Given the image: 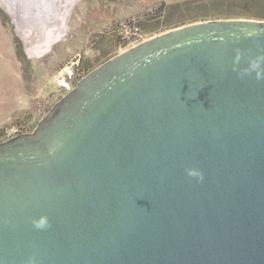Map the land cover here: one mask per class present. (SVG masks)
<instances>
[{
  "label": "water",
  "instance_id": "water-1",
  "mask_svg": "<svg viewBox=\"0 0 264 264\" xmlns=\"http://www.w3.org/2000/svg\"><path fill=\"white\" fill-rule=\"evenodd\" d=\"M12 1L44 46L65 0ZM0 264H264V21L154 36L1 142Z\"/></svg>",
  "mask_w": 264,
  "mask_h": 264
},
{
  "label": "rangeland",
  "instance_id": "rangeland-1",
  "mask_svg": "<svg viewBox=\"0 0 264 264\" xmlns=\"http://www.w3.org/2000/svg\"><path fill=\"white\" fill-rule=\"evenodd\" d=\"M81 1L87 0H65L58 33L36 51L28 50L24 45L29 32H19L15 20H0V143L7 141L3 139V134L11 129L21 128L32 133L39 121L66 94L55 81V74L78 67L84 77L105 61L127 50L120 48L116 34L106 31L109 24L97 30L88 29L87 37L79 36L83 31L81 29L88 27V19L93 16L108 19L107 16L112 14L109 8L99 13L93 9L82 10L79 7ZM70 9L82 26L75 39L81 41L83 46L69 54L53 71L44 74L39 71V67L50 59L61 41L70 36L64 32V18ZM149 10L154 11V14L147 15ZM119 11V7H116L115 13ZM133 16L142 18L140 26L150 39L178 27L205 21H264V0H168L166 4L157 2L153 6L144 7L141 12L129 13L124 18Z\"/></svg>",
  "mask_w": 264,
  "mask_h": 264
},
{
  "label": "crops",
  "instance_id": "crops-1",
  "mask_svg": "<svg viewBox=\"0 0 264 264\" xmlns=\"http://www.w3.org/2000/svg\"><path fill=\"white\" fill-rule=\"evenodd\" d=\"M80 8L84 9H93L99 13L104 9H110L112 14L107 16L108 19L101 16H93L94 18L88 19L86 23L88 27L85 29H81L82 26L79 25L77 19L73 15L72 9L68 12L67 16H65L64 20V32L68 33L70 36L68 39L61 41L58 48L54 51V54L51 55L50 59L43 63V66H40L39 71L44 74H48L49 71H53L58 65L62 64V62L66 59V57L79 50L80 47L83 46L82 42L76 40L78 37L79 30H83L79 36L87 37L88 29L97 30L102 28V26L106 24H110L112 21H118L124 18L129 13L135 14L144 10V7L153 6L157 2L167 3L168 0H87L81 1ZM116 7H119V12L115 13ZM84 8V9H83ZM42 67V68H41ZM34 70V69H33ZM38 72V69H37Z\"/></svg>",
  "mask_w": 264,
  "mask_h": 264
},
{
  "label": "built area",
  "instance_id": "built-area-1",
  "mask_svg": "<svg viewBox=\"0 0 264 264\" xmlns=\"http://www.w3.org/2000/svg\"><path fill=\"white\" fill-rule=\"evenodd\" d=\"M154 11H147V15H153ZM140 16L124 18L114 23H110L106 27V31L111 34H116L119 39L120 48L128 49L134 47L149 39L147 34L142 30ZM83 77L80 68H69L65 73L59 72L54 75V79L65 93L71 91L76 83ZM27 133L24 129H11L5 131L3 139L8 140L17 135Z\"/></svg>",
  "mask_w": 264,
  "mask_h": 264
},
{
  "label": "flooded vegetation",
  "instance_id": "flooded-vegetation-1",
  "mask_svg": "<svg viewBox=\"0 0 264 264\" xmlns=\"http://www.w3.org/2000/svg\"><path fill=\"white\" fill-rule=\"evenodd\" d=\"M6 1H9L11 3L10 8H5L4 6H1L0 4V20L2 21H9V20H14V17H15V9H17V7H15V5H13V1L11 0H6ZM58 1L59 0H46V2L48 3V13H39V14H34L33 17L35 18H38V19H44V20H49V19H52L54 13H56V11L58 10ZM14 6V7H13ZM12 7V8H11ZM18 14V13H17ZM19 28V32H27L26 30H21V27L18 26ZM23 29V28H22ZM57 32L55 34L58 33L59 29L56 30ZM52 33L53 30H52Z\"/></svg>",
  "mask_w": 264,
  "mask_h": 264
},
{
  "label": "clouds",
  "instance_id": "clouds-1",
  "mask_svg": "<svg viewBox=\"0 0 264 264\" xmlns=\"http://www.w3.org/2000/svg\"><path fill=\"white\" fill-rule=\"evenodd\" d=\"M188 174H189V176H196L197 175L195 172H192V171H190ZM34 224H35V227L37 229H43V228H47L49 226L47 219L43 218V217L40 218L38 221L34 222Z\"/></svg>",
  "mask_w": 264,
  "mask_h": 264
},
{
  "label": "bare ground",
  "instance_id": "bare-ground-1",
  "mask_svg": "<svg viewBox=\"0 0 264 264\" xmlns=\"http://www.w3.org/2000/svg\"><path fill=\"white\" fill-rule=\"evenodd\" d=\"M2 1H4V0H2ZM20 27L24 29L23 26H20ZM52 30H53L54 33H52ZM56 30H58V28H57ZM56 30H55V28H49V29H48V34H47V36H48L47 39H49V38H51L53 35H55V33L57 32ZM26 31H27V30H26ZM27 32H29V31H27ZM29 34H32V32H29ZM28 36H29V35H28ZM26 37H27V36H26ZM41 48H42V47H41ZM41 48L38 47V46H37V47H30V46H27V49H28V50H35V51H36V50L41 49Z\"/></svg>",
  "mask_w": 264,
  "mask_h": 264
},
{
  "label": "trees",
  "instance_id": "trees-1",
  "mask_svg": "<svg viewBox=\"0 0 264 264\" xmlns=\"http://www.w3.org/2000/svg\"><path fill=\"white\" fill-rule=\"evenodd\" d=\"M18 42V41H17ZM17 47L19 48V43H17Z\"/></svg>",
  "mask_w": 264,
  "mask_h": 264
}]
</instances>
